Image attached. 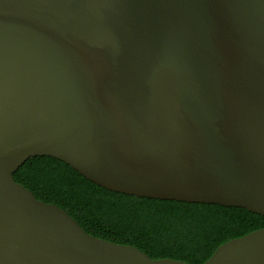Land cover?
Here are the masks:
<instances>
[{
	"label": "water",
	"instance_id": "water-1",
	"mask_svg": "<svg viewBox=\"0 0 264 264\" xmlns=\"http://www.w3.org/2000/svg\"><path fill=\"white\" fill-rule=\"evenodd\" d=\"M34 157L264 217V0H0V264H187L38 200L13 177ZM203 264H264V229Z\"/></svg>",
	"mask_w": 264,
	"mask_h": 264
},
{
	"label": "trees",
	"instance_id": "trees-1",
	"mask_svg": "<svg viewBox=\"0 0 264 264\" xmlns=\"http://www.w3.org/2000/svg\"><path fill=\"white\" fill-rule=\"evenodd\" d=\"M13 177L38 200L66 211L86 233L133 246L151 259L203 264L225 242L264 229L263 216L242 208L108 191L50 157L29 158Z\"/></svg>",
	"mask_w": 264,
	"mask_h": 264
}]
</instances>
